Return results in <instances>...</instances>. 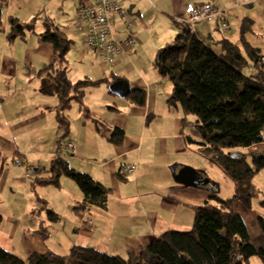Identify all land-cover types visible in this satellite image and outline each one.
<instances>
[{
  "label": "crops",
  "instance_id": "obj_1",
  "mask_svg": "<svg viewBox=\"0 0 264 264\" xmlns=\"http://www.w3.org/2000/svg\"><path fill=\"white\" fill-rule=\"evenodd\" d=\"M87 1L8 0L5 9L6 28L0 31V215L4 219L0 237L4 236L5 224L10 221L15 229L11 235H17L18 231L24 234L20 247L28 253V258L32 253L47 252L67 256L75 246L92 247L126 257L130 253L140 254L142 249L166 232L188 231L193 227L195 211L205 205L206 196L197 193L196 187L176 181L175 173L181 167L179 164L172 162L166 165L169 168H161L155 163L152 167L150 163L148 169L144 163V151L148 150L152 158L155 156V145L165 152L166 139H175L186 148L185 140L192 139L190 134H186L187 131H195V126L184 122L178 108L174 109L170 104L173 85L154 66L158 52L176 39L182 27L188 26L176 22L177 17H184L188 5L212 4L222 13L212 23L201 22L193 26V32L201 41L214 45L228 40L241 45V30L248 20L252 26L246 41L264 55V32L256 29L258 19H264V0H253V3L243 6H236L232 0H119L121 6L129 11L137 43L127 49L117 63L108 65L99 55L93 57L82 52L84 38L77 23V13L82 3ZM10 17L18 18L24 25L27 33L24 39L12 43L7 40ZM225 19L231 25L230 31L221 29V22ZM39 20H44L46 30V23L56 25L72 41L67 55L70 79L76 65L72 59L74 55L70 53L73 47L80 48L82 54L78 62H87L88 68L80 72L76 82L71 79L74 83L103 79H108L110 83L87 88L81 101L72 102L66 112L71 126L67 143H74L76 148L68 150L66 144L62 152L67 154L66 160L71 168L88 174L97 183L111 189V194L116 198L115 220L107 221L106 215L97 213V210L103 209L94 206L87 210L79 209L83 202L82 193L79 187L75 189L67 185L73 195L66 201L56 199L55 205H61L65 212L69 210L72 218L63 223L62 216L56 213L58 220L53 221V230L56 232L54 242L58 241L59 232L62 237L60 243L64 242L63 248L40 242L29 244L27 241L31 231L40 229L39 220L34 219L36 210L32 211L33 207L41 202L44 204L42 210H49V203L38 194L39 188L48 186H41L38 180L46 176L57 157L58 141L62 136L58 130V101L55 97L41 93L39 73L53 63L54 50L39 37L36 41L32 39ZM113 30L117 40L126 39L127 30L119 18L115 19ZM152 33L157 37L147 41L146 36ZM144 51L148 57L143 54ZM93 70L96 72L94 77ZM117 81L130 85L131 93L127 98H121L111 91L104 92L106 95L98 98H93V94L89 93L88 97L89 90L109 89ZM133 90L146 92V107L141 108L132 103L130 96ZM117 99L121 100L120 103ZM123 106L128 109V113L121 111ZM156 124L166 127L171 134L153 133ZM116 129L125 133L122 146L111 142ZM30 142H39L40 148L30 150L26 146ZM256 147L264 148V145L248 151L252 152ZM32 157L38 158V168H34L30 162ZM47 162L50 163L49 168L42 166ZM172 165H177L176 172L168 170ZM132 166L137 167L134 175L126 171ZM159 171L165 177L163 189L157 195L150 196L149 193L143 198L140 191L150 187L141 186L140 183H147L145 181L154 172L157 176ZM128 176L135 177V184L127 180ZM63 180L59 189H63ZM30 189L33 197L29 194ZM134 195L138 196L137 199H133ZM75 203L79 205L78 208H73ZM109 204L110 197L103 211H109ZM30 213L33 215L31 218ZM44 232V238H51L50 231Z\"/></svg>",
  "mask_w": 264,
  "mask_h": 264
},
{
  "label": "trees",
  "instance_id": "obj_2",
  "mask_svg": "<svg viewBox=\"0 0 264 264\" xmlns=\"http://www.w3.org/2000/svg\"><path fill=\"white\" fill-rule=\"evenodd\" d=\"M7 4L8 0H0V31L6 28ZM245 22L241 45L228 40L211 45L201 41L190 25L184 26L176 39L158 52L154 64L161 76L170 79L173 85L170 104L182 111L183 121H187L186 116L196 118L199 141H189L198 146L201 156L214 158L233 182L236 189L233 199L223 200L213 194L211 198L217 204L206 202L196 209L191 230L166 232L140 254L130 253L127 259L92 247L75 246L67 256L32 253L24 260L0 247V264H244L254 256L264 261V247L258 248L251 242L244 219L235 211L236 203L252 210V184L264 170V152H240L264 145V55L246 41L252 22ZM8 23L10 43L25 38L26 29L18 18L10 17ZM45 26L47 30L39 39L53 47L54 55L53 63L39 73L41 93L58 101V130L62 136L57 157L38 182L41 186L60 188L63 178L71 179L83 196L79 209L94 206L105 210L111 189L71 168L62 149L68 144L71 131L66 112L72 102L81 101L87 88L109 80L74 83L68 76L67 59L72 41L56 25ZM130 99L138 107H146L145 91L133 90ZM124 139V131L114 130L112 143L122 146ZM47 212L54 221L58 220L53 210ZM3 220L0 215V228ZM258 225L264 235L263 218L258 219Z\"/></svg>",
  "mask_w": 264,
  "mask_h": 264
},
{
  "label": "rangeland",
  "instance_id": "obj_3",
  "mask_svg": "<svg viewBox=\"0 0 264 264\" xmlns=\"http://www.w3.org/2000/svg\"><path fill=\"white\" fill-rule=\"evenodd\" d=\"M235 7V6H234ZM237 8V7H236ZM134 22V19H132ZM256 29L264 32V19H258L257 21V26ZM35 34L32 35V39L36 41L38 37L46 32V29L44 28V20H39L38 23L35 25ZM1 37V34H0ZM157 37L155 33L149 34L146 36L147 41L149 40H154ZM264 47V46H263ZM153 53V52H152ZM72 56V59L75 60V67H74V73L71 76V79L74 80L75 82L78 80L77 78H80V72H83L88 68L87 62L84 64H80L78 60L80 59V55L82 54L80 48L78 46L73 47L72 52L70 53ZM143 54L148 57V54L146 51L143 52ZM85 55H91V56H97L96 53L89 54L85 53ZM84 55V56H85ZM69 60V59H68ZM92 77L96 73L94 70L92 71ZM167 81H169V78H165ZM105 90H89L88 92V97L89 93H92L93 98H98V96H105L106 94L104 92H109L111 91V88L109 86V89L103 88ZM54 99V98H53ZM87 99V98H86ZM90 99V98H89ZM88 99V100H89ZM55 100V99H54ZM91 100V99H90ZM117 101L120 103L121 100ZM127 103V102H125ZM127 105H129L127 103ZM173 106V105H172ZM174 109L176 107L173 106ZM123 113H128V109H126L125 106H123V109H121ZM180 112V117L184 118V114L182 111L179 109ZM187 121L190 124H193L195 126L196 124V118L193 116H186ZM135 128V127H134ZM153 133L155 132L156 134H164L168 135L171 134V131L168 133L166 127H161L159 124H156L153 128ZM196 129L194 132L189 133L187 131V135L189 137H192V140L194 142H198L199 138L198 135L196 134ZM186 141V148L183 146V144L178 143L175 139H166V149L165 152L160 151V147L155 145V153L154 157L152 158L151 153L147 151H144V163L148 166V169L150 168V163L151 166L153 167V163L159 165L161 168H166L168 164L175 162V164H179L181 167H179L178 170H181L182 168H191L194 169L198 172H201L205 175L206 178L210 180V184L204 187H198L195 188V191L197 193L203 194L206 196V202H209L211 204H217V202L211 198L213 194H217L220 198L223 200H230L233 199L236 193L235 186L233 182L227 178L225 173L220 169V167L217 164V161L214 158H204L198 153V146L195 143L190 142L188 139ZM159 144V142H157ZM23 144V143H19ZM156 144V143H155ZM26 146L31 148L30 150H35V148H40V143L39 142H30L26 143ZM42 147V146H41ZM263 149V150H262ZM240 152L247 154V153H257L261 154L264 152L263 147H256L252 152L245 151V149H241ZM38 158L32 157L30 159V162L34 166V168H38V165H36ZM125 164V163H124ZM129 163H126V165ZM46 166L49 168L50 163L47 162V164L42 165ZM169 168V167H167ZM173 168H177V165H172L170 167L171 170ZM152 177L148 180L145 181L147 183H140L141 186H148L150 187L149 189H143L140 191L141 195L144 197H147L150 195H157L160 193L161 189L164 187V181L165 177L163 174L159 171L157 173V176H155V172L151 175ZM127 180H129L132 183L135 184V177L133 176H128ZM67 182L69 184H67ZM67 185H71V187H75V189H78V186L72 182L71 179L64 178L63 180V189H59L57 187L53 186H48L44 188H39L38 189V194L39 196L47 201L49 203V210H55V213L60 214L63 218V223H66L67 219H71V212H65V210L61 207V205H55L56 199H61V200H67L69 199L73 193L72 191L68 188ZM253 188H254V196L252 199V210L247 211L245 210L240 204L236 203L235 204V211L242 216L244 219V222L246 223V226L248 228L250 237H251V242L258 248L264 247V235L262 231L260 230V227L258 225V219L263 218L264 219V170L260 172L256 178L253 181ZM126 190L129 191V188L126 187ZM29 194L31 197L34 196L33 192L29 191ZM138 196L134 195L133 199H137ZM115 197L111 194L110 195V204H109V211H103L97 210V213H101L102 215H106V220L108 219L110 221L115 220ZM206 204V203H205ZM43 203L37 202L36 206L33 207L32 211H35L34 219L39 220V225L40 229H37L36 231H31L29 236L27 237V241L29 244H32V242L35 243H46L47 246L53 245L57 248H63L64 247V242L60 243L62 240V237L60 236L59 232H57V238L58 241H55V235L56 232L53 230L55 229L54 224H53V218L49 216L48 212L46 209L42 210ZM79 205L76 203L73 205V208H78ZM31 211V212H32ZM33 217L32 213H30V218ZM10 216L9 214L7 215V219H9ZM13 224L10 221H7L5 224V230H4V236L0 237V247L21 257L24 260H27V254L23 249L21 250L20 243L21 240L24 238V234L21 233V231H18L17 235H11L12 230H15L13 228ZM40 230V231H39ZM11 231V232H10ZM44 231H50L51 233V238H44V234L46 232ZM22 234V235H21ZM64 240V238H63ZM125 259L128 258V256L123 257ZM244 264H264V261L259 257V256H254L250 258L248 261H245Z\"/></svg>",
  "mask_w": 264,
  "mask_h": 264
},
{
  "label": "built area",
  "instance_id": "obj_4",
  "mask_svg": "<svg viewBox=\"0 0 264 264\" xmlns=\"http://www.w3.org/2000/svg\"><path fill=\"white\" fill-rule=\"evenodd\" d=\"M236 6H243L253 3V0H232ZM219 13L212 4L195 6L188 5L183 18L177 17L176 22L186 23L193 26L197 23H212ZM119 18L127 30V37L119 41L114 36L113 24ZM77 23L83 34V53H96L106 64H115L120 56L131 49L137 39L134 34V25L129 19L128 10L124 9L119 0H88L83 2L77 13ZM221 29L230 31L231 25L225 19L221 22ZM74 143L68 144V150H74ZM128 174L134 175L136 166L127 170ZM31 169L28 175H30Z\"/></svg>",
  "mask_w": 264,
  "mask_h": 264
},
{
  "label": "water",
  "instance_id": "obj_5",
  "mask_svg": "<svg viewBox=\"0 0 264 264\" xmlns=\"http://www.w3.org/2000/svg\"><path fill=\"white\" fill-rule=\"evenodd\" d=\"M111 92L121 98H127L131 93L130 85L124 81H117L110 85ZM176 172V168H173ZM175 179L178 183L189 187H204L210 184V180L201 172L191 168H183L175 173Z\"/></svg>",
  "mask_w": 264,
  "mask_h": 264
}]
</instances>
